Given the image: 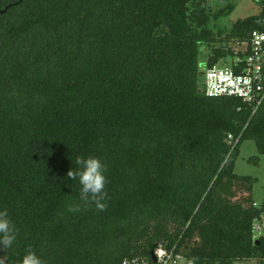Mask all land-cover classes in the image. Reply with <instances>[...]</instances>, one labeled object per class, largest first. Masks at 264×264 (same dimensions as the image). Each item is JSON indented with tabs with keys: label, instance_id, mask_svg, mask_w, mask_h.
<instances>
[{
	"label": "trees",
	"instance_id": "1",
	"mask_svg": "<svg viewBox=\"0 0 264 264\" xmlns=\"http://www.w3.org/2000/svg\"><path fill=\"white\" fill-rule=\"evenodd\" d=\"M252 1L260 13L220 39L208 0H0V211L16 227L0 264L29 250L44 264H122L159 246L193 264H264L252 232L264 202L234 173L242 142L264 155V103L202 89L230 41L264 32ZM77 157L106 165L102 208L67 177Z\"/></svg>",
	"mask_w": 264,
	"mask_h": 264
},
{
	"label": "built area",
	"instance_id": "2",
	"mask_svg": "<svg viewBox=\"0 0 264 264\" xmlns=\"http://www.w3.org/2000/svg\"><path fill=\"white\" fill-rule=\"evenodd\" d=\"M240 51L204 67L203 93L208 98H235L252 108L264 103V32L252 31ZM254 237L261 234L258 224L252 227ZM122 264H193L174 249L162 246L152 250L150 260L132 259Z\"/></svg>",
	"mask_w": 264,
	"mask_h": 264
},
{
	"label": "rangeland",
	"instance_id": "3",
	"mask_svg": "<svg viewBox=\"0 0 264 264\" xmlns=\"http://www.w3.org/2000/svg\"><path fill=\"white\" fill-rule=\"evenodd\" d=\"M233 6L229 14L221 17H214L216 13L220 12L227 6ZM207 7H209L212 16L210 17L209 26L214 31L220 30V39H225L230 34L232 26L239 20H244L247 17L257 16L260 13V7L252 0H208ZM219 43L215 44L218 47ZM228 48L233 52L242 49L241 43L237 41H230ZM211 48H202L199 58L200 67L203 69V64L206 56L210 53ZM234 173L238 176L251 177L254 179V184L251 191V199L256 205L264 202V155L259 154L256 150L253 141L247 140L242 142L238 157L235 161ZM261 233H264V221L258 224ZM239 264H258L257 260H250L241 262Z\"/></svg>",
	"mask_w": 264,
	"mask_h": 264
},
{
	"label": "clouds",
	"instance_id": "4",
	"mask_svg": "<svg viewBox=\"0 0 264 264\" xmlns=\"http://www.w3.org/2000/svg\"><path fill=\"white\" fill-rule=\"evenodd\" d=\"M76 168L68 171L67 177L80 186L79 200L84 204L93 203L102 208L106 198V165L97 157H77ZM79 210V205H69L67 211ZM16 240L15 224L9 219L7 211H0V250L12 248ZM20 264H44L35 251L29 250Z\"/></svg>",
	"mask_w": 264,
	"mask_h": 264
},
{
	"label": "water",
	"instance_id": "5",
	"mask_svg": "<svg viewBox=\"0 0 264 264\" xmlns=\"http://www.w3.org/2000/svg\"><path fill=\"white\" fill-rule=\"evenodd\" d=\"M5 12V10L4 11H2V12H0V14H3Z\"/></svg>",
	"mask_w": 264,
	"mask_h": 264
}]
</instances>
